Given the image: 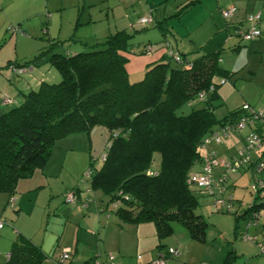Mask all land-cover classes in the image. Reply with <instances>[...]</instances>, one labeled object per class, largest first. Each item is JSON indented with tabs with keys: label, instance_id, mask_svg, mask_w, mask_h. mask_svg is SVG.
Masks as SVG:
<instances>
[{
	"label": "crops",
	"instance_id": "obj_1",
	"mask_svg": "<svg viewBox=\"0 0 264 264\" xmlns=\"http://www.w3.org/2000/svg\"><path fill=\"white\" fill-rule=\"evenodd\" d=\"M189 1L0 0V40L6 39L5 34L15 35L14 40L6 39L13 45L12 51L6 49L2 52L0 46V116L18 106L23 96L42 82L60 79L49 64L22 65L37 53L40 33L64 42L61 46L68 41L75 43L66 46L64 53L68 54H75L84 45L116 31L134 33L129 52L123 53L130 79H137L150 63L170 51L185 55L189 61L200 54L218 53V61L228 71L227 79L231 80H236L243 69L248 70L252 58L253 70L244 72V75L245 78L249 76L246 82L255 79L264 70V22L259 25L260 35L249 41L242 39L241 33L253 26L247 19L250 14L264 12V1L196 0L182 10ZM229 7L234 9L224 17L222 11ZM148 15L152 21L140 24L139 18ZM157 24L168 27L164 35L159 32ZM145 35L152 37L156 44L144 43ZM21 46H25L23 51ZM144 46H150L152 50L144 51ZM21 58L25 60L19 63ZM13 64L25 70L20 74L13 72ZM227 79H216L222 84L216 88L218 98L226 108L222 116L248 104L243 85H229ZM260 79L264 82V75ZM5 98L10 102H4ZM248 105L264 110V104L259 107ZM230 139L233 138L209 145L204 154L214 151L220 160L228 159L234 154L238 142L232 143ZM228 141L231 142L228 144ZM262 154L255 151L252 157L257 159ZM90 161L91 154L87 151L79 158V165L72 167V162H77L73 153L50 151L43 167L17 181L14 194L0 192V219L4 222L0 232V264L7 262L12 242L18 235L41 249L44 254L42 264H57L63 250L69 253V257L61 264H95L96 261L105 264L109 255L113 256V264H153L152 261L167 248L178 249L179 255L166 257L164 264H264V252L258 247V243H264V209L254 224L248 225L241 217L253 198L246 203L238 201L233 217L215 215L211 220L214 228H205L202 241L191 238L185 228L174 226L171 235L161 237L153 222H122L107 204V198L98 191L88 192V181L80 179ZM67 163L70 165L68 171L67 167L65 169ZM246 169L251 171L247 166L226 172L223 191L208 195L213 198L214 207L221 206L224 213L230 212L234 198L225 199L226 189L229 182L236 181L241 174L249 175ZM223 171V167H215L214 174ZM69 192L77 195L75 202L66 201ZM219 193L223 195L220 197L222 204H216ZM201 215L204 219L205 216ZM243 234L252 239H243Z\"/></svg>",
	"mask_w": 264,
	"mask_h": 264
},
{
	"label": "trees",
	"instance_id": "obj_2",
	"mask_svg": "<svg viewBox=\"0 0 264 264\" xmlns=\"http://www.w3.org/2000/svg\"><path fill=\"white\" fill-rule=\"evenodd\" d=\"M156 26L162 35L168 30L164 24ZM133 34L116 31L75 54L59 53L62 42H50L22 64H49L60 79L42 82L0 116V192L14 194L19 179L45 165L57 139L72 133L90 137L95 127H102L109 140L98 164L91 153L89 176L84 171L80 179L88 181V192L107 198L122 222H153L161 237L171 235L178 223L191 238L202 241L207 224L197 209L199 196L209 194L189 178L199 172L202 150L211 145L206 139L233 125L242 107L216 117V79L229 78L218 53L200 54L191 61L180 55L183 62L177 66L166 53L130 79L123 53L129 52ZM196 101L203 106L192 108ZM187 104L191 108L180 111ZM154 154L160 157L156 170L151 168ZM262 209L264 197L253 195L241 217L251 225ZM43 259L38 246L18 235L5 264H42Z\"/></svg>",
	"mask_w": 264,
	"mask_h": 264
},
{
	"label": "built area",
	"instance_id": "obj_3",
	"mask_svg": "<svg viewBox=\"0 0 264 264\" xmlns=\"http://www.w3.org/2000/svg\"><path fill=\"white\" fill-rule=\"evenodd\" d=\"M233 7H229L226 10L222 11L224 17H228L233 11ZM253 23V26L241 33L242 39L249 41L260 35V23L264 22V12H256L250 14L247 18ZM152 18L150 15L143 16L139 18V23L144 25L150 23ZM152 49L150 46L146 47V51L150 52ZM169 56L171 59L177 63H182L183 60L178 52L170 51ZM186 67H189L190 64L186 62ZM13 72L20 74L25 69L23 67H17L14 64L11 65ZM199 98L202 99L204 96L203 92L198 94ZM4 102L9 103L8 98L3 99ZM242 114L234 122L233 125H228L221 127L217 131H213L210 135V138L206 139L205 143L208 144H220L223 139L229 138L232 134H237L239 137V143L236 146L234 155L225 160H220L214 151H208L203 155L202 161L200 163L199 172L194 173L189 178V183L194 184L199 188H202L205 193L209 195H214L216 191L222 192L224 189L223 182L227 177L226 172L231 171L235 172L243 167H251V171L254 173V177L249 185V190L253 195L258 197H264V179H261L256 176L259 172L264 171V154L259 158L253 159V152L264 153V110L253 109L248 104H243ZM248 128L247 134L244 136L241 135V132L244 128ZM215 167H223L224 171L220 174L215 175ZM86 177L89 176V170L85 173ZM77 195L74 192H69L66 194L67 202H75ZM216 199V204H222V200ZM259 214L253 215L254 219L252 224L257 222ZM249 224V223H248ZM4 226V222L0 219V232ZM243 239L250 240L252 237L244 234ZM259 250L264 252V243H258ZM179 251L176 248H168L164 254L159 255L156 259L152 261L153 264H164L166 257H177ZM69 253L66 250H63L60 257L57 259V264H61L64 260L68 259ZM139 258V256H138ZM95 264H101L99 261H96ZM105 264H113V256L109 255L108 262Z\"/></svg>",
	"mask_w": 264,
	"mask_h": 264
},
{
	"label": "rangeland",
	"instance_id": "obj_4",
	"mask_svg": "<svg viewBox=\"0 0 264 264\" xmlns=\"http://www.w3.org/2000/svg\"><path fill=\"white\" fill-rule=\"evenodd\" d=\"M9 29V28H8ZM80 31V30H79ZM5 32V29H4ZM140 33V32H139ZM26 33H24L25 35ZM23 35V33H22ZM146 36V35H145ZM4 38L8 39H15V35L13 34H5ZM144 39L143 42H151L152 44H156V42L154 41V39H152V37H143ZM6 39H2L0 40V46H2V52L5 51L6 49L9 50H13V45L8 42ZM58 41L57 39L50 37L48 35H44L43 33H40L39 35V39H38V43L40 44V46H38V52H40L41 50H45L48 48V46H50V42H55ZM101 41V40H98ZM60 42V41H59ZM96 42V41H92L89 45H84L83 48L85 50H89V46L92 47V44ZM64 42H62L63 44ZM75 43L68 41L64 44V46H59L57 47L56 51L59 53H64L66 50V46H71ZM79 45V44H78ZM20 49L23 51L25 49V46H21ZM37 53L31 55V58L36 55ZM23 58L18 59V62H23ZM14 62H17L15 60H13ZM12 61V62H13ZM253 64V60L251 58V61H249V67L247 68L248 70L243 69L241 72V75H238L236 80H231V79H227V83L229 85H233L236 84L237 87H242V91H243V95L246 96L247 98V102L248 104L254 106V107H259L262 104H264V82H261L260 76L264 75V70L260 71L259 74L257 75V77L255 79H253L252 81L246 82V78L249 77L248 75H246L247 77L245 78L244 72L249 71V70H253L251 69ZM172 66H177L176 62H171ZM248 74V72L246 73ZM243 75V76H242ZM260 75V76H259ZM221 80V79H220ZM230 80V81H229ZM244 81V82H243ZM218 86H221L222 84L220 83V81H217ZM219 99V98H218ZM217 99V100H218ZM203 102L201 101H196L193 106H191L192 108H198L203 106ZM217 109H216V117L220 118L225 112H226V108L223 106L222 102L219 99V102L217 101ZM189 105H184L180 111H184L187 112L189 110ZM248 132V128H244L241 132V135L244 136L245 134H247ZM79 135V136H78ZM81 135V136H80ZM90 137L88 134L85 133H72L69 135H66L60 139H57L54 143V145L51 147V151H61L62 153L64 152H69V153H73V155L77 156V162L73 163L72 167H77L79 165V158L83 155L84 152H89V154L92 153L93 156V161L95 163H98L99 159H100V155L101 153H103L105 147L104 144L107 142V140H109V135L107 132L104 131V129L102 127H95L92 132H90ZM229 138H233L230 139L232 141V143L238 139L239 137L237 134H232ZM226 140H228V138L223 139L222 143H224ZM228 141V144L231 142ZM239 143V141H238ZM234 147V146H233ZM209 148V147H208ZM73 151V152H71ZM203 152H205V150H202ZM235 152V151H234ZM89 155H88V159H89ZM59 158V157H58ZM61 158V156H60ZM69 163H67V165H65V169L66 171L70 170V165H68ZM89 164V162H88ZM159 164H160V157L158 156V154H154L153 156V160H152V164H151V168L152 170H156L159 168ZM77 165V166H76ZM246 171H248L246 169ZM248 174H241L238 178H236V181H230V186L228 189H226V193H225V199H228L229 196H232L234 198L233 201V205H231V210L230 212H226L224 213L222 211L221 206L219 208L214 207V203H213V198L209 197V196H199V201H200V206L197 209V212H199L200 214L202 213L205 216V220L208 223L206 229H213L214 225L212 226V218L215 215H228L233 217V213L235 211V207L239 205V202L242 203H246V202H250L253 198L252 193L249 191V185L254 177V173L252 171H248ZM257 177H264V174H256ZM222 193L218 194V197H222ZM5 218H7V216H5ZM7 223L9 224V221H7ZM245 222H244V227H245ZM174 227L179 228V229H183L182 226H180L178 223H174L173 224ZM210 232V231H209ZM244 232V231H243Z\"/></svg>",
	"mask_w": 264,
	"mask_h": 264
}]
</instances>
